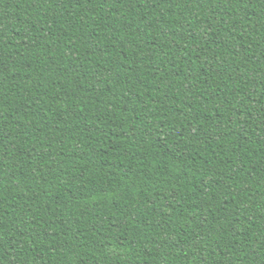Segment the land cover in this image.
Returning <instances> with one entry per match:
<instances>
[{"label": "trees", "instance_id": "16d2710c", "mask_svg": "<svg viewBox=\"0 0 264 264\" xmlns=\"http://www.w3.org/2000/svg\"><path fill=\"white\" fill-rule=\"evenodd\" d=\"M0 264H264V0H0Z\"/></svg>", "mask_w": 264, "mask_h": 264}]
</instances>
